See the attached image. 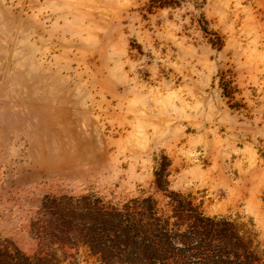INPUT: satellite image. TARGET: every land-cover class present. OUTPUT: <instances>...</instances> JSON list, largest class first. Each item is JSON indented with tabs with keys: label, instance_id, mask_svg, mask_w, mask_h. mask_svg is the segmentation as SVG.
<instances>
[{
	"label": "rangeland",
	"instance_id": "374dc122",
	"mask_svg": "<svg viewBox=\"0 0 264 264\" xmlns=\"http://www.w3.org/2000/svg\"><path fill=\"white\" fill-rule=\"evenodd\" d=\"M0 264H264V0H0Z\"/></svg>",
	"mask_w": 264,
	"mask_h": 264
},
{
	"label": "trees",
	"instance_id": "16d2710c",
	"mask_svg": "<svg viewBox=\"0 0 264 264\" xmlns=\"http://www.w3.org/2000/svg\"><path fill=\"white\" fill-rule=\"evenodd\" d=\"M145 241H148L147 242V246H145V248H147V249H149L150 247L152 248L155 244H156V241H154V240H145ZM146 251V250H145ZM152 252V251H151ZM153 253V252H152ZM150 253V256L152 257V258H156V257H158L155 253ZM142 257L143 258H145L146 260H147V258L149 257V255H148V251H147V253L146 252H144V253H142ZM138 256H140V255H138ZM137 256V257H138Z\"/></svg>",
	"mask_w": 264,
	"mask_h": 264
}]
</instances>
